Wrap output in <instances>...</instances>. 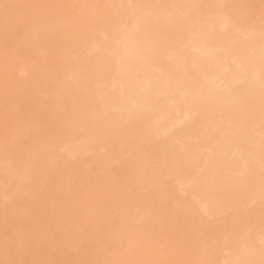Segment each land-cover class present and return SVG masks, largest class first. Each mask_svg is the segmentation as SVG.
Masks as SVG:
<instances>
[{
	"label": "bare ground",
	"instance_id": "obj_1",
	"mask_svg": "<svg viewBox=\"0 0 264 264\" xmlns=\"http://www.w3.org/2000/svg\"><path fill=\"white\" fill-rule=\"evenodd\" d=\"M12 3H141V4H204L252 3L259 0H9ZM165 12L171 13L172 9ZM203 13L192 14L191 25L177 33L174 26L163 19L160 23H150L136 34V45L116 48L111 30L97 35L95 39L84 40L71 32L57 31L42 34L29 48L24 50L23 61L14 70V87L25 89L30 98L25 107V115L36 122V135L55 122L58 109L62 105L78 107L79 115L85 120L84 132L80 136L83 143L71 138L62 141L64 148L60 162L44 160L43 167L56 170L58 175L50 192H55V184L64 177L73 181V188L62 197L65 205L71 207L74 199H79L87 191L79 185L90 176L103 174L105 179L117 178L128 181L139 168L147 170L142 186L145 195L153 196V173L165 167L171 176L170 190L175 193L182 211L176 224L181 231H190L193 222L201 223L206 232L219 239L220 246L204 254L198 249L180 258L198 260L201 258L223 261L232 257L234 250L247 244L259 247L261 209L257 199L254 207L248 208L235 200L232 183L238 160L239 145L225 149L218 143L216 129H226L229 135L238 132L245 125L241 100L218 93L219 99L206 106V110L195 112L190 93L194 89L193 77L199 85L209 88L223 87L230 81L224 69L243 63L244 41L229 27H223L220 15L209 22H199ZM166 49V55L155 62L149 58L157 48ZM179 48V51H177ZM137 49L144 54L136 55ZM75 58V63L72 58ZM123 57V63L120 58ZM2 65V60H0ZM75 74L81 91L74 95L61 90L60 85ZM254 74L251 70L247 78ZM171 78V86L169 85ZM3 72L0 70V114L3 111ZM103 94L99 106L108 118L99 127L91 123L95 110L91 100ZM149 97H159L154 105H144ZM231 123L232 127L228 128ZM3 123L0 120V135ZM257 158L259 154V126L251 130ZM102 143L107 154L102 157L92 155L81 158L85 149L97 151ZM76 157V159H73ZM180 163L177 165L176 158ZM16 153L6 157L0 152V215H2L4 183L9 179L16 162ZM98 160L104 169L98 166ZM211 161L212 163H206ZM256 167L258 183L259 169ZM227 178V179H226ZM161 193L155 192L159 199ZM207 209L209 215L205 216ZM245 219L252 223L251 235L234 230L235 220ZM10 222L17 229L40 228L51 222L42 199L17 198L10 205ZM122 218L110 213L100 220V235L89 234L83 247L95 253L102 245L108 247L113 257L122 251ZM3 225L0 224V234ZM65 245L62 229H51L40 234L39 254L50 255L57 247Z\"/></svg>",
	"mask_w": 264,
	"mask_h": 264
},
{
	"label": "snow or ice",
	"instance_id": "obj_2",
	"mask_svg": "<svg viewBox=\"0 0 264 264\" xmlns=\"http://www.w3.org/2000/svg\"><path fill=\"white\" fill-rule=\"evenodd\" d=\"M172 9L171 13L165 12ZM201 16L199 22H209L215 16L223 18V27H231L243 38V63L236 69L226 67L225 77L230 81L223 87L209 88L199 85L193 77L194 89L190 93L191 104L195 112L206 110V106L219 99L218 93L241 100V92L246 88L242 99L245 125L238 132L229 135L226 129L217 128L218 143L225 149L239 145V158L233 161L235 168L232 194L236 201L249 209L257 199L261 209L259 247L247 244L234 250L230 259L216 261L201 258L198 260L180 258L198 249L204 254L220 246L219 239L206 232L201 223L193 222L190 231L177 228V218L182 211L181 204L170 190L171 176L165 167L153 173L155 181L153 196L145 195L142 182L146 175L145 168H139L128 181L121 182L115 177L105 179L103 174L90 176L79 185L87 191L79 199H74L67 207L62 197H67L73 188V181L64 177L63 182L55 184V192H50L58 172L43 167L44 160L60 162L64 148L62 141L71 138L83 143L85 120L79 115L80 109L68 105L59 107L55 122L46 126L36 135V122L25 115V107L30 94L19 87H14L13 73L23 61L24 50L31 47L42 34L57 31L71 32L74 36L88 40L111 30L116 48L123 47L125 53L129 46H135V39L142 28L150 23H160L163 19L174 26L177 33L191 25L194 12ZM179 51V48H177ZM163 47L155 49L149 56L154 62L166 55ZM138 58L144 54L138 49ZM75 63V58L73 57ZM123 57L120 63H123ZM0 70L3 72L4 105L0 120L3 132L0 135V152L7 157L16 153V162L9 179L4 183L2 215L0 224V264H264V0L252 3L204 4H141L129 3H12L0 0ZM254 74L248 77L249 71ZM171 86V78H169ZM61 90L74 95L81 91L75 74L60 85ZM159 97L146 99L144 105H154ZM95 110L93 126L99 127L108 118V114L99 106L103 94L92 99ZM259 126V154L257 158L254 138L251 130ZM231 123L228 128H231ZM107 149L102 143L97 144V151L85 149L81 158L92 155L105 156ZM76 159V157H73ZM179 165V157L176 158ZM206 163H212L208 161ZM258 164L259 179H256ZM98 166L104 169L102 161ZM227 179V178H226ZM155 192L161 193L159 199ZM17 198L44 201L51 222L38 229H17L10 222V205ZM116 213L122 218V251L119 257H113L106 245L95 253H89L82 241L89 235H100L102 217ZM209 219L207 209L204 213ZM234 230L251 235L253 225L245 219L233 222ZM62 229L65 245L57 247L50 255L39 254L40 234L51 229Z\"/></svg>",
	"mask_w": 264,
	"mask_h": 264
}]
</instances>
